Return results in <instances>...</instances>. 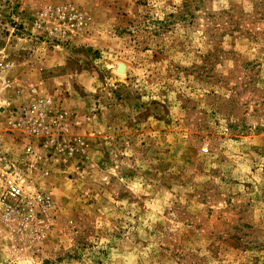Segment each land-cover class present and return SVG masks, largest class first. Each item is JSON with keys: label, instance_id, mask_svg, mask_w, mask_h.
Wrapping results in <instances>:
<instances>
[{"label": "rangeland", "instance_id": "374dc122", "mask_svg": "<svg viewBox=\"0 0 264 264\" xmlns=\"http://www.w3.org/2000/svg\"><path fill=\"white\" fill-rule=\"evenodd\" d=\"M11 180L0 264H264V0H0Z\"/></svg>", "mask_w": 264, "mask_h": 264}, {"label": "built area", "instance_id": "2783aa9c", "mask_svg": "<svg viewBox=\"0 0 264 264\" xmlns=\"http://www.w3.org/2000/svg\"><path fill=\"white\" fill-rule=\"evenodd\" d=\"M52 13V12H50ZM32 192H34L32 190ZM25 198L23 187L16 181L11 180L6 183L5 188L0 193V206L5 210H10L15 203L22 204Z\"/></svg>", "mask_w": 264, "mask_h": 264}]
</instances>
